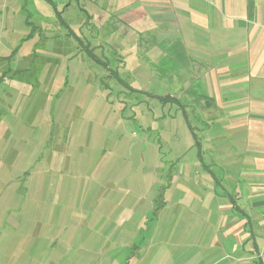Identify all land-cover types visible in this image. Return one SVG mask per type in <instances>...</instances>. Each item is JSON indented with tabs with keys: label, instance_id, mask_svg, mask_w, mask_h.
Wrapping results in <instances>:
<instances>
[{
	"label": "rangeland",
	"instance_id": "374dc122",
	"mask_svg": "<svg viewBox=\"0 0 264 264\" xmlns=\"http://www.w3.org/2000/svg\"><path fill=\"white\" fill-rule=\"evenodd\" d=\"M115 7L0 0V264H240L196 90Z\"/></svg>",
	"mask_w": 264,
	"mask_h": 264
},
{
	"label": "crops",
	"instance_id": "0c3cea01",
	"mask_svg": "<svg viewBox=\"0 0 264 264\" xmlns=\"http://www.w3.org/2000/svg\"><path fill=\"white\" fill-rule=\"evenodd\" d=\"M115 2L120 23L140 40L154 49L168 43L166 58L186 91L196 90L192 111L205 134L195 143L219 163V178L208 170L207 182L225 193L223 237L234 239L240 264H264V0Z\"/></svg>",
	"mask_w": 264,
	"mask_h": 264
},
{
	"label": "trees",
	"instance_id": "16d2710c",
	"mask_svg": "<svg viewBox=\"0 0 264 264\" xmlns=\"http://www.w3.org/2000/svg\"><path fill=\"white\" fill-rule=\"evenodd\" d=\"M197 145V144H196ZM199 145V144H198Z\"/></svg>",
	"mask_w": 264,
	"mask_h": 264
}]
</instances>
